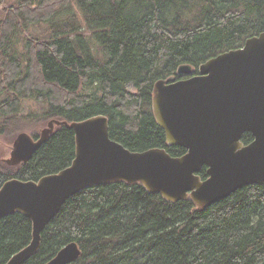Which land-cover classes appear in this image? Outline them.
Instances as JSON below:
<instances>
[{"label": "trees", "instance_id": "1", "mask_svg": "<svg viewBox=\"0 0 264 264\" xmlns=\"http://www.w3.org/2000/svg\"><path fill=\"white\" fill-rule=\"evenodd\" d=\"M15 7L0 21V133H17L22 99L31 95L47 103L46 123L102 114L109 136L128 149L159 147L172 156L186 149L168 145L155 120V82L183 78L181 64L196 73L200 63L264 31V0H22ZM42 22L47 36L26 40L29 48L19 53L17 35ZM89 80L99 96L78 95ZM252 140L243 133L244 145ZM74 156L73 130L57 126L28 162L0 160V186L11 178L36 181ZM206 170L198 171L201 179ZM31 233L22 213L3 217L0 264L29 244ZM72 241L81 254L69 264H264V184L244 185L204 210L140 183L90 186L65 200L38 251L21 264H44Z\"/></svg>", "mask_w": 264, "mask_h": 264}, {"label": "water", "instance_id": "2", "mask_svg": "<svg viewBox=\"0 0 264 264\" xmlns=\"http://www.w3.org/2000/svg\"><path fill=\"white\" fill-rule=\"evenodd\" d=\"M181 64L177 74L155 82L152 112L168 145L186 149L172 156L164 148L130 150L109 136L108 118L80 121L51 118L37 138L25 131L13 139L8 166L28 162L57 126L72 129L70 165L38 180L11 178L0 186V220L20 212L32 222L31 241L5 264H21L39 249L41 232L65 200L94 185L140 183L149 193L176 202L188 197L204 210L247 184H264V31L200 63L197 72ZM253 140L241 142L243 133ZM207 167V177L197 174ZM81 254L74 241L44 264H69Z\"/></svg>", "mask_w": 264, "mask_h": 264}, {"label": "rangeland", "instance_id": "3", "mask_svg": "<svg viewBox=\"0 0 264 264\" xmlns=\"http://www.w3.org/2000/svg\"><path fill=\"white\" fill-rule=\"evenodd\" d=\"M20 1L22 0H0V21L5 17L6 13L14 11V8H16L15 6ZM48 30L49 25L43 22L31 24L26 27L21 33L17 35L15 40V46L18 47V52L22 54L26 47L29 48V41L26 40H31V43H37L38 40L36 39H42L46 37ZM85 35H87L86 32ZM93 52L99 57L102 55L101 51L95 44H93ZM2 84L3 79H0V85ZM94 94L99 96L100 90L98 83L92 80L84 82L78 91V95L80 96H93ZM33 97L35 96L30 95V97H24L22 99L20 111L17 114L19 128L17 133H0V160H2L4 157H8L13 139L18 134V132L25 131L34 135L36 133L38 134L41 128L45 127L46 122L43 121V119L45 120L47 117L45 113L48 105L45 101L38 100ZM1 98L2 96L0 94V100Z\"/></svg>", "mask_w": 264, "mask_h": 264}, {"label": "bare ground", "instance_id": "4", "mask_svg": "<svg viewBox=\"0 0 264 264\" xmlns=\"http://www.w3.org/2000/svg\"><path fill=\"white\" fill-rule=\"evenodd\" d=\"M177 72V71H176Z\"/></svg>", "mask_w": 264, "mask_h": 264}]
</instances>
